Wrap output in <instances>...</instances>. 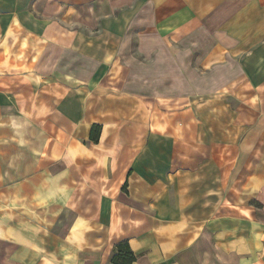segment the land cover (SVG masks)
<instances>
[{
	"label": "crops",
	"instance_id": "0c3cea01",
	"mask_svg": "<svg viewBox=\"0 0 264 264\" xmlns=\"http://www.w3.org/2000/svg\"><path fill=\"white\" fill-rule=\"evenodd\" d=\"M264 264V0H0V264Z\"/></svg>",
	"mask_w": 264,
	"mask_h": 264
},
{
	"label": "trees",
	"instance_id": "16d2710c",
	"mask_svg": "<svg viewBox=\"0 0 264 264\" xmlns=\"http://www.w3.org/2000/svg\"><path fill=\"white\" fill-rule=\"evenodd\" d=\"M135 261L134 254L130 251L126 241L119 242L113 247L109 258V264H132Z\"/></svg>",
	"mask_w": 264,
	"mask_h": 264
}]
</instances>
